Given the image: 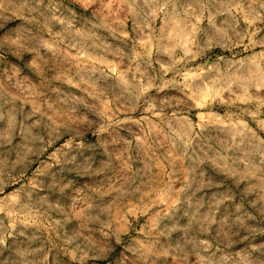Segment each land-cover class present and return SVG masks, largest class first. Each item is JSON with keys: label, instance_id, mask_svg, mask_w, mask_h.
Here are the masks:
<instances>
[{"label": "clouds", "instance_id": "clouds-1", "mask_svg": "<svg viewBox=\"0 0 264 264\" xmlns=\"http://www.w3.org/2000/svg\"><path fill=\"white\" fill-rule=\"evenodd\" d=\"M0 264H264V0H0Z\"/></svg>", "mask_w": 264, "mask_h": 264}]
</instances>
